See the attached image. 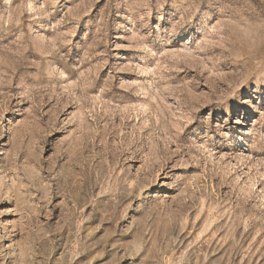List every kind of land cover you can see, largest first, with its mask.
<instances>
[{
	"label": "rangeland",
	"instance_id": "374dc122",
	"mask_svg": "<svg viewBox=\"0 0 264 264\" xmlns=\"http://www.w3.org/2000/svg\"><path fill=\"white\" fill-rule=\"evenodd\" d=\"M0 264H264V0H0Z\"/></svg>",
	"mask_w": 264,
	"mask_h": 264
}]
</instances>
